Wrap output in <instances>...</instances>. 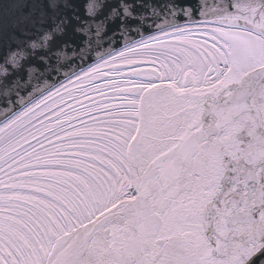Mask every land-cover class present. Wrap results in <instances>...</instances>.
I'll use <instances>...</instances> for the list:
<instances>
[{"label": "snow or ice", "instance_id": "1", "mask_svg": "<svg viewBox=\"0 0 264 264\" xmlns=\"http://www.w3.org/2000/svg\"><path fill=\"white\" fill-rule=\"evenodd\" d=\"M0 264H264V0H0Z\"/></svg>", "mask_w": 264, "mask_h": 264}]
</instances>
